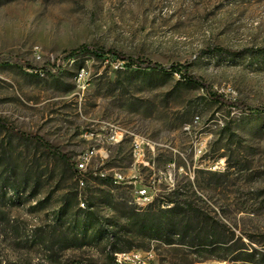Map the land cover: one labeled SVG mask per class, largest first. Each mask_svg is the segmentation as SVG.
<instances>
[{"label": "rangeland", "instance_id": "rangeland-1", "mask_svg": "<svg viewBox=\"0 0 264 264\" xmlns=\"http://www.w3.org/2000/svg\"><path fill=\"white\" fill-rule=\"evenodd\" d=\"M81 45L88 49L72 56ZM260 48L264 0H0L1 262L111 264L116 233L119 247L134 238L135 247L153 249L157 264H248L219 258L224 250L133 237L124 216L141 207L134 184L160 201L177 188L264 251ZM112 125L127 131L120 143L105 139ZM136 137L145 141L141 157ZM94 148L81 185L76 161ZM96 168L126 180L92 175Z\"/></svg>", "mask_w": 264, "mask_h": 264}, {"label": "trees", "instance_id": "trees-1", "mask_svg": "<svg viewBox=\"0 0 264 264\" xmlns=\"http://www.w3.org/2000/svg\"><path fill=\"white\" fill-rule=\"evenodd\" d=\"M88 49V46L81 45L74 48L71 51V55H78L83 50ZM96 52L101 51L102 53H112L123 61H129L140 68H148L152 71H163L167 67L153 62L144 61L141 59H135L126 57L123 54L102 49L95 50ZM258 51H264V48L258 49ZM100 54V53H98ZM169 68H175L181 70L182 66L172 65ZM192 78V77H191ZM193 82H198L192 78ZM203 85V84H202ZM204 86V85H203ZM209 98L214 102H223V98L216 93H210L206 88ZM0 126L2 123L0 121ZM40 144L44 145L51 153L59 155L64 158L63 154H60L57 149H54L49 143L36 137ZM107 179V178H104ZM14 193L17 190L13 189ZM171 198L167 201H160L159 196L155 197L154 200L147 205L145 208H130L125 213L124 218L126 222L132 227L133 237L141 238H158L167 245L180 244L184 247H191L198 253L209 252L211 255L215 254L217 250H224V254L219 258L231 259L233 261H241L248 264H264V251H261L255 247L245 244L242 237L238 236L235 231L229 227L215 221L212 217L206 216L201 212H198L192 205L191 202L183 198V194L179 192L177 188L172 189ZM0 195L6 196L7 192L2 186H0ZM161 203H165L162 205ZM145 205V204H141ZM88 205L85 207L88 209ZM67 209L63 207L60 210V214L65 213ZM111 236V248L108 252V258L111 264L115 262V253L123 250H129L135 247L134 238L131 241H127L123 247L118 245L124 241L123 237L118 234H110ZM3 239L0 238V253L3 246ZM148 249V248H147ZM0 264H12L3 263L0 259Z\"/></svg>", "mask_w": 264, "mask_h": 264}, {"label": "built area", "instance_id": "built-area-1", "mask_svg": "<svg viewBox=\"0 0 264 264\" xmlns=\"http://www.w3.org/2000/svg\"><path fill=\"white\" fill-rule=\"evenodd\" d=\"M126 130L122 129L118 125H112L108 131L105 139L110 144L120 143L123 139ZM144 144L145 141L141 137H136L134 139L133 152L135 156H143L144 154ZM99 152L98 149H92L81 153L76 161L77 171L80 175V184L84 185L85 174L88 170V166L94 154ZM102 158H106L107 154L102 153ZM92 175H96L100 178L110 177L115 184H119L126 180V176L116 169H94L91 171ZM130 184H132L130 182ZM133 198L134 200H141V198H148V205L158 196L157 191L153 190L151 192V187L143 184L133 185ZM84 203V202H83ZM147 205H141L139 208H145ZM114 264H157V254L153 249H142V248H132L129 250H123L115 253Z\"/></svg>", "mask_w": 264, "mask_h": 264}, {"label": "bare ground", "instance_id": "bare-ground-1", "mask_svg": "<svg viewBox=\"0 0 264 264\" xmlns=\"http://www.w3.org/2000/svg\"><path fill=\"white\" fill-rule=\"evenodd\" d=\"M135 202H138L140 204H148V198H141V200H135ZM84 207V203L81 204Z\"/></svg>", "mask_w": 264, "mask_h": 264}]
</instances>
